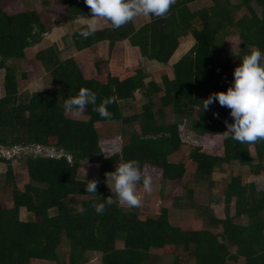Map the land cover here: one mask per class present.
Segmentation results:
<instances>
[{
  "label": "trees",
  "instance_id": "trees-1",
  "mask_svg": "<svg viewBox=\"0 0 264 264\" xmlns=\"http://www.w3.org/2000/svg\"><path fill=\"white\" fill-rule=\"evenodd\" d=\"M20 1L22 7L18 8ZM33 1L0 0V148L31 146L54 154L25 157L28 182L22 190L17 187L10 159L0 154V163L6 165L0 174V194L11 202L6 206L0 198V264H87V251L100 252L101 264H264V188L255 193L253 184L241 185L237 177H230L221 190L223 217L198 206L205 227L181 229L168 222L165 209L154 218L140 219L138 207L114 203L97 214L90 207L94 201L116 197L103 191L91 197L78 175L80 162L96 164V181L104 188L106 173L123 161L136 160L142 172L159 183L162 197L170 198L174 206L182 202L181 190L184 201H190L193 185L217 186L211 173L221 171L224 165L235 163L253 176H264V141L225 139V121L233 122L228 117L230 110L218 102L202 108L206 86L217 92L232 85L233 60L240 64L252 48L264 53V0H210L209 6L196 9L190 4L199 0H176L166 17H151L139 27L132 21L114 30L108 22L88 39L76 30L72 39L80 53L104 42L110 50L125 44L124 65L98 60L96 76L89 78L75 58L62 61L54 47H44L33 53L36 72L48 75L55 88L25 93L19 87L27 72L18 73V63L26 58L28 49L41 42L54 24L91 13L84 0H39L41 10L26 6ZM237 12L241 14L238 18ZM188 35L194 44L172 65V79L162 77L161 89L151 81L144 85L141 59L167 64L180 38ZM226 36L238 39L239 55L222 47ZM104 64L108 71H103ZM81 87L96 94L97 104L106 97L116 98L108 106L109 118L92 111V105L80 113L84 119L68 116L76 113L66 111L64 102ZM137 91L145 99L140 109L131 104ZM158 91L161 95L156 104L152 96ZM194 108L198 109L197 119L192 118ZM169 116L171 122L166 121ZM184 119L190 121L196 135L218 137L216 148L182 142L178 126ZM103 125H111L114 135H119V151L103 153L99 135ZM183 145L193 168L186 182L182 161L167 160ZM74 197L84 199H71ZM81 206L86 209L83 215L77 211ZM21 207L30 218L20 219ZM241 216L244 221L234 220ZM117 240H122L121 247H116ZM164 255L170 259L161 263Z\"/></svg>",
  "mask_w": 264,
  "mask_h": 264
},
{
  "label": "rangeland",
  "instance_id": "rangeland-1",
  "mask_svg": "<svg viewBox=\"0 0 264 264\" xmlns=\"http://www.w3.org/2000/svg\"><path fill=\"white\" fill-rule=\"evenodd\" d=\"M28 4V5H27ZM26 6L29 8H35L37 10H41L42 5L39 0L33 2H27ZM211 4L210 0H199L193 4H190L191 9H196L202 6H209ZM17 7H22V2L16 3ZM240 13H236V18L240 17ZM91 13L85 16L78 17L77 19L71 20H64L60 23H56L53 25L50 33L46 35L41 42L31 46L28 51L26 58L22 59L18 63V73L20 71L27 72V79L22 80L20 82L19 91L25 93H33L39 92L49 89H54L55 85L53 80L46 74H37L36 70V62L33 58V53L38 49L52 46L57 51L59 58L64 61L68 58H75L84 75L86 77H95L96 76V61L98 60H113L115 64L119 66H123L125 63L126 58V46L125 44H118L114 49L110 50V46L108 43H100L93 47V49H87L83 52H78L75 44L73 42L72 36L73 33L82 27L83 25L87 24L91 18ZM149 21V18L140 16L133 20L135 27H139L140 25ZM108 25V21L98 19L97 20V30L102 29ZM194 44V39L190 36L181 38L180 39V50L173 55L170 62L167 64H159L153 61H148L147 59H141V64L143 67V71L145 72L146 79L144 80V85L148 82H152L157 87L161 89V78L168 77L171 79L172 74V64L187 52L192 45ZM222 47L227 50V52L231 54H235L239 50L238 39L235 36H226L223 39ZM233 66H238L237 60H233ZM104 64L102 67L103 71H108V66ZM3 69H0V96L3 95ZM42 89H38L41 88ZM209 89V86H206ZM206 90L203 92L205 99H207L210 95L214 94L215 91L212 89ZM161 93L158 91L156 94H153V100L157 104L158 98ZM145 99L141 95L140 92H135L133 94V101L131 104L136 107V109H140L141 105H144ZM209 105L208 109L211 108ZM68 116H71L76 119H84L85 116L83 114H71L68 113ZM199 116L198 109L194 108L192 110V118L197 119ZM228 117L232 119L230 113ZM173 118L169 116L166 121L171 122ZM191 124L188 119H184L180 122L178 126L180 140L185 142L187 145L190 146H213L219 144V138L215 136H198L190 128ZM112 126L106 125L102 126L99 129V135L101 139V145L103 153H113L117 152L120 149V137L116 133L114 135V131L112 132ZM185 145L181 148L180 151L171 154L168 156L167 160L169 163H175L178 161H182L184 166V182L190 178V173L192 172L193 168L190 163L187 162L185 158V153L187 151L184 149ZM216 148V147H215ZM218 149V148H217ZM216 149V152L218 151ZM248 152L252 158V162H255V157L253 155L252 146H248ZM46 154V155H53L54 152L48 149H42L39 147H13V148H0V154L4 155L6 158L10 159L11 167L13 173L17 176L16 183L17 187L22 190L24 185L28 182L27 172L25 167V157L28 154ZM97 168L98 165L90 164L86 162H80L78 166V175L79 178L87 183L88 180H95L97 176ZM6 170V165L4 163H0V174H3ZM85 172V176H84ZM230 177H237L239 183L241 185L245 184H253L254 192L259 193L264 188V176L263 175H255L253 176L245 167L237 166L235 163H230L229 165L222 166V170L218 172L211 173V179L218 183L217 186L213 188H206L204 184L200 186H192V194L190 201H184V191L181 190L180 195L182 197L180 205L174 206L170 202L169 199H165L162 197L163 194L160 193L161 186L156 180L152 179V191L150 193H146L142 187L136 186V193L141 197V205L139 208V215L140 219L145 217H152L154 218L157 216L161 209H165L167 220L172 225H177L181 229H197L205 227L203 224V219L200 213V209L198 206H206L208 211L214 214L216 217L222 218L223 217V198H222V187L225 183H227ZM98 184L96 194H91V197H96V195H100L103 192L110 193L111 190L107 186L106 182L104 184V188L99 187ZM1 201L4 205L10 206L11 202L5 198V196H1ZM79 199L82 200L84 197H74L71 199ZM233 203L234 200L232 199L229 204V213H233ZM122 205V204H120ZM127 206V205H122ZM201 216V217H200ZM19 217L22 220L30 218L29 212L24 208L21 207L19 210ZM244 217H235V221L242 222L244 221ZM122 246V240L116 241V247ZM151 252H158L156 250H150ZM87 264H101V253L98 251H87ZM170 259V256L164 255L162 257L163 262H167ZM241 262V260H239ZM30 264H55V262H45V261H32ZM187 264H191L190 262Z\"/></svg>",
  "mask_w": 264,
  "mask_h": 264
},
{
  "label": "clouds",
  "instance_id": "clouds-1",
  "mask_svg": "<svg viewBox=\"0 0 264 264\" xmlns=\"http://www.w3.org/2000/svg\"><path fill=\"white\" fill-rule=\"evenodd\" d=\"M91 12L89 22L77 29L78 35L88 39L97 31V20L102 19L110 23L112 29H119L135 18L166 17L176 0H84ZM35 29V25L33 26ZM235 55H239L237 52ZM264 53L259 48H252L248 54L241 57V63L233 70V82L226 91H217L202 101V108L218 102L221 107L230 110L233 122L225 121V139H232L239 143H257L264 141ZM38 88V89H42ZM116 98L106 97L97 104L96 94L81 87L78 93L65 100L64 109L77 115L82 113L88 105L92 111L103 118H109L111 112L108 106L115 103ZM85 176V172H84ZM106 184L111 193L102 202H93L90 207L97 213L103 214L106 206L114 203L137 208L141 205V197L136 193V185L143 184L146 193L152 191V177L143 173L139 162L128 160L119 163L114 171L106 173ZM98 184L95 180H88L85 190L96 194ZM77 211L83 215L86 209L81 206Z\"/></svg>",
  "mask_w": 264,
  "mask_h": 264
},
{
  "label": "crops",
  "instance_id": "crops-1",
  "mask_svg": "<svg viewBox=\"0 0 264 264\" xmlns=\"http://www.w3.org/2000/svg\"><path fill=\"white\" fill-rule=\"evenodd\" d=\"M140 26H141V25H140ZM188 36H190V35H188ZM188 36H187V37H188ZM190 37H191V36H190ZM183 38H185V37H183ZM180 39H181V38H180ZM106 43H108V42H106ZM179 46H180V43H179ZM179 46H178L177 50L175 51V53L178 52V51L180 50ZM175 53H174L173 55H175ZM173 55H172V57H173ZM181 56H182V55H181ZM172 57H171V58H172ZM179 58H180V57H179ZM179 58H178V59H179ZM178 59H177V60H178ZM170 60H171V59H170ZM170 60H169V62H170ZM177 60H176V61H177ZM176 61H175V62H176ZM169 62H168V63H169ZM175 62H174V63H175ZM174 63H173V64H174ZM173 64H172V65H173ZM171 67H172V66H171ZM171 74H172V73H171ZM167 78H168V77H167ZM168 79H169V78H168ZM171 79H172V77H171ZM169 80H170V79H169Z\"/></svg>",
  "mask_w": 264,
  "mask_h": 264
}]
</instances>
